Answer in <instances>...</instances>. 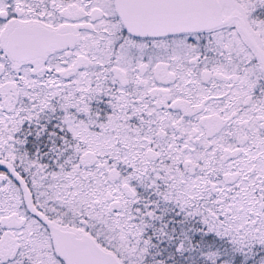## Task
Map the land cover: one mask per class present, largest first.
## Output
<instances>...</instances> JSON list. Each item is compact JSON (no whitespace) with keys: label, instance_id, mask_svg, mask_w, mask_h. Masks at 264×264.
<instances>
[{"label":"snow or ice","instance_id":"1","mask_svg":"<svg viewBox=\"0 0 264 264\" xmlns=\"http://www.w3.org/2000/svg\"><path fill=\"white\" fill-rule=\"evenodd\" d=\"M0 264H264V0H0Z\"/></svg>","mask_w":264,"mask_h":264}]
</instances>
